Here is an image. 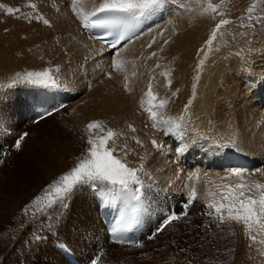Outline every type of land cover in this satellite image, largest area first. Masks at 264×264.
<instances>
[{"label": "rangeland", "instance_id": "obj_1", "mask_svg": "<svg viewBox=\"0 0 264 264\" xmlns=\"http://www.w3.org/2000/svg\"><path fill=\"white\" fill-rule=\"evenodd\" d=\"M173 1H177V0H173ZM190 1H192L193 3L200 1L199 3L203 7V13L206 15L205 16L206 20L208 19L207 24L209 25L210 28H212V27L214 28L215 25L217 23H219L220 19H222V18L223 19H229L231 21L230 24L222 26V28L218 31L216 39L213 41V44L211 45V47L214 48L213 50H215V51L214 52H213V50H210V51L217 55L216 56L215 54H213L215 57V60H213V62L216 61L217 64L219 63L218 66H220V67L224 66L222 68H226L227 62H228L227 68L230 64L232 66L230 65L228 70H227V68L226 69L221 68L223 71H221V69L219 70L220 73H218L219 74L218 79H220V80L225 79V81L223 80V82H221L222 80L220 81L218 79H217L218 81H215L218 86L220 85L219 88H218V86H216V87L214 86V89L212 91H211V88H209V90L206 89V90H208V93L206 94L207 97L206 96L201 97L202 101L204 103V106H205V109L202 110V113L198 109L199 101H197V100L195 101V97H193V89H192V87L190 88V86H191L192 82H194V81H195V83H199L195 80L197 77V74H198L196 67H197L199 61L204 57V55L200 58V60H198V62L196 60V67H195L196 70L193 69L192 74L188 75L187 83H183V84H179L177 78H175L176 80L174 78H172L175 76V73H173L174 75H172L173 71H171V69L169 68V64H170L171 59L167 58L166 54H164L165 51L160 50V49H162V47L164 50L165 46H164L163 42H162L163 45L160 42L156 46V53L158 52V55H160V53H161L162 56L160 55V58H158V56H155L154 57V58H156L155 60H152L153 57L150 60V61H153L155 63H152L149 61V59H146L145 54H147V57H148V55H150V53H152V51L155 52V50H154L155 48L153 47L154 48L153 49L151 47V50L153 49L152 51L149 50L150 48L145 49L146 52L148 50H149V52L146 53L144 50L143 51L144 54H143V52H141L136 57H130V59L127 57H125L126 59L124 57H122L121 59L126 61V62L129 59L128 63H126L127 65L125 64L123 66V69H124L123 71L115 70L112 67V62L114 60H112L111 63H108L107 66L104 67V69H101L100 66L98 68V65L96 63L91 62L90 60H86L87 55H85L86 57L80 56L81 57L80 58L78 56L75 57L76 55L75 54L73 55L74 52L70 53V52L66 51L67 50L66 46H68V45L65 41L66 37H65V32H64L63 26H62V24H58L55 22V20H56L55 17L56 18L60 17L58 15L59 8L58 7L55 8L56 5L54 6V8L52 10L55 13V15L53 17H51L52 18L51 20L49 19V22L52 26L51 27L48 26V28H49L48 30H49V33L51 34V36H49V38H47V43H48L50 38H52V40L50 39V41H49L50 43H48V44L45 42L46 44L44 43V47H42V49H41L43 52L40 51V55L37 57V59L35 58V60H32V62H34V61L36 62L38 60L40 63H42V65H44V67L42 69L36 70V68H34L33 64H31L32 67H30V66L28 67L29 64L27 65L25 63L26 60L24 57H23V61L20 60V59H22L21 58L22 54H20L19 51L13 52L12 46H10L11 43H9V45L8 44L6 45V42L8 43L9 41L1 40L0 45L2 46L4 44L2 46L3 49L1 48V50L4 52L6 51L5 56L12 59V61L14 62V65H15L14 70H11V71L8 70L7 71L10 75L3 77L4 79L2 78L3 80L1 79V81L4 84H8L7 82H9V84H11V82H12L11 86L16 87L14 89V93L18 97L16 96L17 98L16 97L12 98L10 96L11 92H7V93H3V94L1 93L2 95H0V141H1L0 148H3V154L0 155V160L4 158L3 156L5 155V152H6L5 150H7V151L10 150L8 152L6 158L4 159L3 163L4 164L9 163V162H7L8 161L7 158L14 159L15 160L14 164L17 163L16 164L17 167H15V165H13V167L15 169H17L18 171L20 169L26 170V168L24 167V164H23L25 161H24V158L22 155L24 153L22 151L26 152L27 149L31 153L37 154L39 156H43L44 154L49 153V151H52V153L55 155L56 149L61 148L62 151L67 150V152H70L72 154L73 158H75L73 160H77V161H78V158H80L86 154V149L89 147L88 144L86 145V142L89 138H87V140H83L82 135L83 136L85 135V137L87 135L92 136L93 138L98 137L97 134L99 136H101V135L97 131V129H95L94 131H96V132L93 131V133L84 132L82 130L83 124L79 123L80 121L76 122V120H75L74 122H71L69 117L71 114H74L72 107H73L74 103L75 102L77 103V101L82 99L85 94L92 92L91 90L94 87L93 81H96L99 77H101L102 82L106 81V79H107V81H109L108 80L109 74H111L112 72H113V74H112L113 76L111 75L112 77H114V75H115L114 73H116L117 77L120 75V77H118V78L120 79V81L124 85L126 83L125 77H127L130 72H131L130 75L127 77L128 78L127 82H129L130 80L132 81L135 78L137 72L138 71L142 72L143 68L146 70L149 69L148 71H150L151 74H152V72H154L152 74V79L154 80L156 78L154 81H156L157 79L159 80V81L157 80L155 83L153 82V90L152 91H153L154 95H156L157 99H159V100H161V97L162 98L164 97L163 99L169 98V100H168L169 102L167 103L169 105H166L163 109H157L156 110L155 120L159 121V122L160 121L171 122V121H174V117L176 116L175 122H176V120H177L176 123L180 122V126L177 130L170 131L167 136L164 134V129L165 128H171L172 127L171 123H158V127H156V128H154L152 126V130L154 131V134L149 133L148 135H146V137L152 138L154 140H156L157 137L158 138L161 136L163 137V140H162V137H161L160 141L157 140V143L162 145L163 148L154 149V151L156 153H159V155L157 154L158 156L155 155L156 153H152V154H154V155H151L153 157H151L150 155L149 156L146 155V156H148L146 158V156L144 155V154H147L145 152V150H146L145 146L149 147L148 146L149 142L146 140V141L142 142V145L137 144L135 141L139 140V139L133 140L132 136H131L132 134L135 135L136 132H138V135H140L139 133L140 132L142 133V131L144 129L142 128L143 130L140 129V131H138L139 122H138V125H136V124H134V122L130 118H127L128 120L130 119V121H128L126 119V121L124 123L120 124L119 127H117V129L114 132L117 133L118 136L115 137L113 141H110L111 144L109 142L110 146L115 147L117 149L116 154L121 155V156L123 155V152L120 151V149H122L124 145L128 146V148L131 150V154L129 156H127L126 159H127L128 164L132 167H139V165L141 163L140 158L143 157V155H144L143 158H146V160H148V161L151 160L152 163L154 162V165H153L150 161H149L150 163L149 162L147 163V161L143 160V163L145 164L144 165L145 166L144 172L146 173L148 171L147 173L149 174V176L144 174V172L140 173V180L142 181L143 186H144L142 189L143 198H142V204L140 205V207L137 208L138 211L136 212V216H138V217L142 213L145 215L143 218H148V219L150 218L151 219L153 217L154 223L153 224L152 223H148V224L145 223L144 224L145 229L143 227V229L138 230V233H136L134 238L129 239V241H131L132 247L131 246L126 247V245H128V243H123V241L120 239L114 240V239H110L108 236L106 238V234H105V230L103 228V225L101 223H98V221H100V220L98 218V212L97 211L95 212V209L97 208V206H96L95 202L93 201L94 200L93 194L90 191V188H88L87 186H82V187L78 188V190H76L73 193L71 199L68 202L69 207L67 209H61L57 205V207L46 208L43 211H39L37 208L32 207V202H33L34 198H36L38 196H40V197L44 196L45 195V189L47 188L46 185L52 184L57 179V177L55 178L54 173L52 174V172L50 170H45V173L48 175L49 179L48 180L43 179L44 174L42 173V169L39 166V168L34 171L35 163H34V165L31 164L32 158L30 156L29 161H27V166H28L27 169L28 168H30V169L27 171H29V172L34 171L36 174H38L40 176L42 181H45V182L41 183V186L38 189H36L37 186L34 184L33 181L26 182V183H25V181H23V182L18 183L17 175L16 176L11 175L12 177H14L13 182L16 181L18 184H24L25 186H27V191H29L30 196H33V198L32 199H31V197L29 198L28 203L26 202V204L23 206L22 212L20 213V215L18 214V220L17 221L22 222V224L20 223L21 226L16 228V229H12V230L8 229L7 231H0V264H9L7 262L5 263V261H7L6 258H7L8 253H16L17 251H15L13 249V247L16 244L20 243L21 241H23V243H24V244H22V246H23L22 251H20L18 255H15L16 257L13 258V261H11L12 263L10 262V264H48L49 260H52L51 264H54V263L55 264H61L59 261L60 259L58 260L56 256H54V258L52 256L54 251L57 252V250L53 247L54 245L52 243H57L58 241L59 242L61 241L63 243L65 242L64 244L61 242L60 243L70 247V249H72L73 252H75V253L78 252V257H80V259L83 263H87L88 261H92L94 258L99 257L100 259L98 261V264H113L114 263L113 261H116V257L118 256V254H121L122 251L123 252L126 251L124 253L123 257L126 259V262H130L129 264H146V263L147 264H171V263L172 264H264V229H261L259 224H255V225L253 224L249 229H246V227L244 225H242L243 222L225 220L222 223V222H220L218 217L215 215L214 210H210L207 208V204L209 202L218 201V200L222 201V192L224 191L222 186L224 184H230V185L234 186L235 184L240 183V182H236L237 177L236 176L235 177L234 176L229 177V173L226 174V173L222 172L221 170L224 171V169L219 168V166L215 162H214V164L209 163L208 165H206V167H203L202 165H198L197 158H201V157L204 158L205 157V155L203 153H200L199 151H197V155L195 156V158H192V156L190 155V153H191L190 148H192L193 151H195L196 147L193 145L195 140H197L198 142L199 141L200 142L205 141L206 145H207V143H209L208 144L209 146L207 145L209 149H213V148L218 147V150L221 154L223 152L229 153L231 150L237 151L239 143H241L240 141L238 142V139L242 140L240 138H243L244 140L247 141L250 138V131L251 130H254V131L260 130V129L264 130V122L262 123L261 121L260 122L256 121V120H258V117H256V116L259 113V108L257 107L258 109H256L255 111L249 112L248 109H246V107H245L246 106L245 96L248 98H249V96H252V95L257 96V95H260V93H262V91H264V82H262V81H264V79H263L264 78V71H261V70H264V64H263L264 63L263 62L264 61L263 60L264 59V0H187L188 3H190ZM0 2L2 5L4 4L3 1H0ZM30 3L37 4V6H38L37 12L40 11V14L43 13L42 9H40V8L41 7H47L46 6L47 2L46 3L42 2L44 4L43 5L41 2H37L36 0H30ZM209 3L217 8L216 12H213L210 9L208 11H205V9ZM40 5H41V7H40ZM253 5H255V7L253 8V12L251 14V19H249V14H248L247 10L249 7H251ZM8 6H10V5H5V7H7V8H8ZM5 7H3V8H5ZM3 8H0L1 12H2ZM30 10L32 11V9H30ZM56 13H57V16H56ZM3 20L4 19H1V23L4 22ZM54 24H56V25H54ZM241 25H243V26H241ZM52 27H53V29H52ZM54 30H56L55 31L56 33H54ZM50 31H52V32H50ZM55 38L57 40H60V41L58 42L57 40H55ZM56 42H58V43H56ZM33 43L32 42L30 43L31 46L33 45ZM57 44H60V45H57ZM64 44H65V47H64ZM55 45H57L58 47ZM28 46H29V44L26 46L28 49H26V47H25V50L28 51L27 53H30V54L33 53L29 50ZM59 46L62 48H60ZM65 48H66V50H65ZM59 49L61 50V52ZM9 50H11V51H9ZM37 50H39V49H37ZM260 50H261V52H260ZM160 51H162V52H160ZM206 51L209 52L208 49H206ZM37 52L38 51H36V53ZM58 52H60L61 54H59ZM211 52H209V54ZM15 53H17L18 55L16 54L17 56H15ZM12 54H14V55L12 56ZM230 54H231L232 59H233L232 61H231ZM256 54H257V57L255 56ZM207 56L208 57L206 58V60L204 62V64L205 65L207 64V65L205 66L203 64L205 69L207 68L208 65L210 67V55L207 54ZM63 57L65 58V60ZM140 57H142V59H140ZM259 57H261V59ZM16 58L17 59L19 58V59L16 60ZM131 58H133L134 60ZM164 58L168 59V61L165 62V60H163ZM228 58H229V60H228ZM138 59H139V61H138ZM253 59L256 61H253ZM66 60H67V62H66ZM161 60H163V62ZM38 61L36 63H39ZM160 61L163 65L160 63ZM236 61H238V62H236ZM148 62H150V63H148ZM234 62L236 63L237 67H235V64H233ZM254 62H255V64H253ZM259 62H261V63H259ZM63 63H65V64H63ZM74 63H76V64H74ZM147 63H148V66L146 65ZM157 64L159 66L161 65L162 67L161 66L156 67ZM247 64H248V66H247ZM137 65H138V68H137ZM143 65H144V67H143ZM85 66H89V67H85ZM132 66H133V68H132ZM152 66H153V68H152ZM203 66L199 70V72H200L199 73V80L203 75V73H202L203 70H205ZM254 66H255V68H254ZM256 66H258V67H256ZM134 67L136 69H134ZM165 67H167V69ZM220 67H218V68H220ZM231 67H232V69H231ZM234 67L236 69H239V70H236ZM250 67H252V69ZM57 68L59 69L58 72L55 71ZM130 68H132V69L129 71ZM154 68H156L157 70H155ZM45 69L50 70V74L52 76L56 77L57 83L59 85L58 87L65 88L67 90H65L63 92H55L56 95H58L60 97V100L58 99L57 102H53L51 104H46V103L42 104V107H43L42 110H44L45 113H47L49 111V107H53V108L55 107L52 110V115H46L48 118L42 119L40 121L31 120L33 117H39L40 115L38 114V108H36V106L29 105V101H28L29 98H27L28 93L39 94L42 90H41L40 85H34V84L27 83L26 80L24 79V77H25V74L28 72H40V70L43 71ZM107 69H109V70L107 72H105ZM133 69L135 72L133 71ZM229 69L231 71L232 70H234V71L229 72L230 71ZM76 70L78 73L76 72ZM160 70H161V72H160ZM172 70H174V68H172ZM240 70H241V73H240ZM251 70H252V72H251ZM237 71H239V72H237ZM258 71H259V73H258ZM99 72H100V74H99ZM140 72H138V75L140 74ZM169 72L171 74H169ZM162 73H167V75H162ZM234 73H237V76H236V74L233 75ZM238 73H240V75H238ZM257 73L258 74L261 73L262 75H257ZM94 74L98 78H96ZM102 74H104V75H102ZM122 74H123V76L121 78ZM157 74H159V75H157ZM229 74L235 80H233V78L229 77ZM250 74H251L252 78H251V76H249ZM75 75H76V77H75ZM91 75H93V76H91ZM116 75L114 77L115 79H117ZM170 75L172 77L169 78L168 76H170ZM190 75H192V76H190ZM83 76H84V78H81ZM157 76H159V77L162 76V77L157 78ZM165 76H167V77H165ZM255 76H258V77L255 78ZM77 77H80L81 79L80 78L78 79ZM104 77H105V80H104ZM8 78L10 81L8 80ZM253 78H255V79H253ZM173 79H174V81H173ZM227 79L228 80L232 79V81L235 85L234 88H231V90H229V88L226 87V84L228 81ZM249 79L251 81H249ZM169 80H171L170 83H169ZM253 80H256V81H253ZM1 81H0V83H1ZM18 81H20V82H18ZM234 81H236V82H234ZM22 82H23V84H25V86H21V89L18 90L19 87L15 86V85L18 83H22ZM157 82H158V84H157ZM167 82L169 84L174 83V84H171L173 87H171V85L169 87V84L167 86ZM250 82H252L253 84H251ZM257 82H259V83H257ZM189 83H190V85H188ZM236 83H237V85H236ZM254 83L257 85H255ZM157 85H158V87H157ZM175 85H176L175 93L178 94V95L176 94L177 96L172 95L174 93V90H175ZM243 86L249 88V91L251 89V91H250L251 93L249 91H246L245 96L243 94L239 95L240 94L239 92L241 91L239 87H241V89L243 90V88H244ZM255 86H257L256 87L257 89L254 88ZM32 87H34L33 91L31 89ZM177 87L179 88L180 91L181 90L182 91L179 92ZM26 88H30V89L27 90ZM169 88H171V89L173 88L172 89L173 93ZM247 88H246V90H248ZM218 89H220V90H218ZM22 90H25V91L23 92ZM38 90H39V92H38ZM233 90H234V92H232ZM235 90H238V92ZM88 91H90V92H88ZM224 91H227V92H224ZM190 92H191V94H190ZM22 93H24V94H22ZM157 93H159V97H158ZM166 93H167V97H166ZM18 94H21L22 100L20 99ZM168 94L169 95L171 94L172 98L168 97L169 96ZM216 94H217V96H219V99H221L222 95L224 96V97L223 96L222 97L225 99L219 100L218 98H216L217 97ZM45 97H49V96H45ZM45 97H44V99H45ZM85 98L88 99V96H85ZM170 98H171V100H170ZM239 98H240V100L237 102V99H239ZM157 99L155 100V102L153 101V104H158L159 100H157ZM190 99L192 100V103H191L192 106H190L188 108V110L185 112V105L188 104V101ZM210 100H212V104H210L211 103ZM223 100H224V102H223ZM170 101H172V102L170 103ZM63 104H67V106L64 108V106H62ZM207 104H208V106H206ZM209 104H210V106H209ZM230 104H232V105H230ZM148 105H149L148 103L145 104V109L147 107H150ZM211 105H212V107H211ZM217 106L219 107L218 109H217ZM230 106H233V107L231 108ZM220 108L223 112L220 110ZM241 108H243V109H241ZM56 109H59V110L57 111ZM24 110H27L28 113L26 112L23 114L22 112H25ZM210 110H211V112H210ZM218 110H220V112H222L223 115H221L222 113H219ZM232 110H234V111H232ZM176 111L180 112L181 115L178 113H175ZM191 111H192V114L194 113V116L188 115V113L191 114ZM196 111H197V113H196ZM227 112H228V114H227ZM234 112H235V114H234ZM182 113H183V115H182ZM206 114H208V115H206ZM236 114H238V115H236ZM185 115L187 117H185ZM227 115H229L230 117ZM243 115L247 116V118ZM22 116H23V118H22ZM28 116L30 118H28ZM147 116L152 121V122H150L151 125H153V119H151L149 115H147ZM189 116H190V118H189ZM192 116L195 119H193ZM219 116H221V117H219ZM224 116L228 117V119H227L228 121H230V119H231L230 122L233 123L234 126L230 125L231 123L229 122L230 123L229 124L226 120L227 117H224ZM186 118H188V119H186ZM217 118H218V121H217ZM244 118H246L247 120L245 119L246 120L245 121ZM220 119H221V121H220ZM194 120H196V121H194ZM224 120H225V122H224ZM241 120H243V121H241ZM189 121H190V123H189ZM197 121L199 122V124ZM201 121H202V124L200 125ZM254 121H256V122H254ZM192 122H193V125H192ZM213 122H216V123H214V125L210 126V124H212ZM181 123H182V125H181ZM223 123H224V125H223ZM226 123H228L230 126ZM206 124H208V125H206ZM242 124H243V126H242ZM245 124H246V128H245ZM128 125L131 126L132 128H134L136 132L131 131ZM186 125H187V127H186ZM203 125H205V126H203ZM251 125L253 127H251ZM182 126H184V129ZM190 126H193V128H191ZM209 126L211 127L210 129H209ZM102 127H104V126H102ZM194 127H195V129H194ZM196 127H197V129H196ZM199 127H200V129H199ZM223 127H224V129H223ZM232 127L234 130L232 129ZM254 127H255V129H254ZM207 128H208V131H206ZM241 128L245 132H243ZM212 129H213V131H212ZM231 129H232V131H231ZM180 130H182V132ZM196 130H197V132H195ZM198 131H200V132H198ZM220 131H222V132H220ZM185 132H187V133H185ZM216 132H217V134H216ZM233 132L235 135L237 134V132H240L241 134L238 133L236 135L237 136V138H236V136L233 134ZM24 133H27V136H25L24 140L21 141V150H17L14 147L15 142ZM143 133H144V131H143ZM175 133H177V136H181V138L184 141L180 142L177 140V143L173 142L172 136ZM181 133H184L185 136H182L183 134H181ZM218 133H220L221 136ZM93 134H94V136H93ZM129 134H131V135L129 136ZM198 134H200V136ZM202 134H204V136L206 138ZM226 134H228V135H226ZM230 134L234 135L235 137L230 136ZM186 135L190 136L188 138L189 140L186 138L187 137ZM209 135L212 138H210ZM213 135L215 136L216 139L218 138L219 142L214 139ZM217 135L220 137H218ZM222 135H226V136H222ZM208 136H209V138H207ZM127 137L130 138L131 140H129ZM198 137H200V139ZM226 137H227V139H229V138L230 139L232 138V139L231 140L225 139L227 141V143H226V141H224V138H226ZM247 137H249V138H247ZM233 138L237 139L236 142L238 143V145L233 143V141H232ZM4 139L7 141H5ZM205 139H207V140H205ZM236 139H234V140H236ZM208 140H210V141H208ZM213 140L215 142L220 143V145H217L218 143L215 144V142ZM190 141H191L192 145H191ZM197 141H196V144L198 143ZM228 141H230V142L232 141L231 145L233 147L232 146L231 147L234 148L235 147L234 145H236L235 148H237V149H235V148H234L235 150L231 149L230 144H229L230 142L228 143ZM212 142H213V144H212ZM168 144L174 153L173 155L171 154V151L170 152L165 151L166 149L170 150L168 148ZM184 144H185V147L189 146L188 150L184 153L185 156L183 155ZM186 145H188V146H186ZM133 146H134V148L135 147H137V148L134 149ZM164 146L166 149L164 148ZM211 147H213V148H211ZM178 148L180 149L179 151H178ZM239 149H242V147L239 146ZM163 151H164V153H162ZM165 152H168V153L165 154ZM132 154L134 156H132ZM137 154H140V155L138 156ZM168 154H170V155H168ZM56 155H57V157L62 158V155H58V154H56ZM167 156H168V158H167ZM135 157H136V159H135ZM154 157H155V159H154ZM149 158H151V159H149ZM160 159H162V160H160ZM169 159H171V160H169ZM20 161H21V163H19ZM165 161H166V164H165ZM156 162H159V164L164 163L163 165L166 168H164L163 165L160 164L161 166L160 165L159 166L162 169V171H159L158 169H160V168L157 166L158 163L155 164ZM170 163H172V164H170ZM148 164H149V167H151L149 169H148ZM150 164H151V166H150ZM1 165H2V163H0V168H1ZM37 165H40V164L37 163ZM67 165L68 164L66 163L65 167ZM62 166H64V164H62ZM69 166H67V170H68ZM153 166H155V168L156 167L157 168L155 169ZM261 166L263 167V170H262V174H263L264 166L263 165H261ZM6 167L7 168L5 171L0 169V176L10 175L9 167L8 166H6ZM65 167H59L58 174H60V172H65L66 171ZM187 167H189V168H187ZM145 168H146V170H145ZM152 168L155 170H153ZM55 170H54V172H55ZM156 170H158V171H156ZM27 171H26V173H28ZM150 171L155 172V173L158 172L160 174L157 173L158 175H155V173L152 174V172H150ZM170 171L174 172L175 175L173 173H171ZM245 171H248V170H245ZM176 173H178V174L176 175ZM203 173H209V175L205 176ZM222 173H223V175H222ZM51 174H52V176H51ZM142 174H143V177L148 176V178L151 175V177L149 178V179L152 178L150 180L151 182H147L149 180L147 179V181H146V179L142 177ZM161 174L163 177L159 176ZM167 174H169L171 176V181L168 179L169 176H167ZM210 174H213V175L211 176ZM60 175H62V173ZM144 175H146V176H144ZM194 175L196 178H198L197 183L195 180H193ZM155 176L158 178H156ZM248 176L250 177V179ZM222 177H229V178L227 180H224V179H222ZM164 178H166V179H164ZM153 179H154V182H157V179H158L159 180L158 183L161 182V184L158 185V183H153L152 182ZM167 179H168V181H167ZM242 179L246 185H252L254 183L264 184V177H258V176H254V175L250 176V174H249V175H244ZM162 181L165 185L162 183ZM47 182L50 184H47ZM165 182L167 183L168 186L166 185ZM180 182H182V183H180ZM184 183H185V185H184ZM43 184L45 187H43ZM150 184H151V187H150ZM180 184L184 185V190H181V191L179 190L180 193L178 191H176L178 194L175 191H172L175 187H177ZM172 185L173 186L176 185V186L173 187ZM149 187L152 189H150ZM40 188H41V190H40ZM42 188H43V190H42ZM192 188H195V190H196V198L192 201V203L189 205L188 209L186 210L187 214L184 215L185 209H184L183 205L185 204V202H187L186 199H187L190 191L192 190ZM157 190H159L160 193H159V191L157 192ZM170 190H171V192H173V194L170 192ZM154 191H155V193H154ZM167 191H169V192H167ZM150 192H152L151 193L152 195L150 194ZM164 192L168 195V197L166 196L164 198V196L161 195V193H164ZM145 193L147 194L146 197H145V195H146ZM148 193H149V195H148ZM156 193H158V194H156ZM34 195H36V196L34 197ZM176 195H178V196H176ZM158 196H160V197H158ZM154 198H156V199L154 200ZM148 199H151V200L149 201ZM114 201L115 200H113V201L111 200L110 212H115V213H117V216H118L119 211H116L115 207L113 206L116 202V201L115 202ZM151 201L152 202L154 201V202L152 203ZM174 202L176 203V205L173 206ZM223 202L226 203V201H223ZM130 203H131V205H135L137 202L133 201ZM78 205H79V207H77ZM169 205H172L173 208H168L167 210H165L166 212H164L163 209H166L167 207H169ZM40 207L43 208V204H41ZM55 209L57 210V214H53ZM162 210H163V212H162ZM50 212H51V214H50ZM172 212L179 215L180 219L170 222L169 224H167L163 228V230L157 232V228L162 223L163 218L167 214H170ZM58 215H60L59 219H57ZM224 215L226 216L227 213L225 212ZM22 217H24L23 220H22ZM91 218L92 219L94 218V219L92 220ZM94 220H95V222H94ZM118 220L121 221L120 219H118ZM124 220L129 221V219L127 217H125ZM136 220H137V218H136ZM28 221L29 222L32 221V223H34V224L36 222L41 226L40 227L39 225H36V226H30L29 227V232L27 233V236L29 237L30 243L36 242L35 244H29L28 245V242L26 241V239H20L19 238V233L24 228V226H22V225H25V223H27ZM137 222H138V220H137ZM233 223H234V225H233ZM260 223H264V220H261ZM220 224L228 226L229 230H230V232H229L230 237H234L233 238L234 244L232 245V251L231 250L230 251L227 250L228 252L226 251L227 255L229 254L227 256L228 258H226V259L222 258L223 260H220L219 256H216V257H218V259L211 258V257H205L204 258L203 254H199V248H198L199 245H197L196 247L192 248L189 251L187 250V252H186V250H183L182 247L181 246L179 247V244H177V247L175 246L176 248L174 247L171 250L170 246H172L175 239L178 238V232H183L182 233L183 236L181 238H178L179 240H181V242H184L183 237L184 236L186 237V235H189L188 238L202 237L204 240V238L208 237V235H206V234H212L213 232L219 230ZM123 225H124V223L121 221V223L118 225V227L119 226L125 227V225L124 226ZM256 226H257V228H256ZM137 227H138V223H137ZM242 227H243V229H242ZM250 229H251V232L249 231ZM61 230H63V231H61ZM199 230L201 231V234H202V232H205L206 234H202L200 236ZM206 230H207V232H206ZM220 230H219V234H221V238L227 237L226 231H224V230L220 231ZM239 230H241V231H239ZM143 232H145V233H143ZM247 232H248V234H247ZM233 233H235V234H233ZM67 235H69V236H67ZM54 236L58 241L57 240H54V241L51 240V241L47 242L46 238H50V237L53 238ZM150 236L152 237L151 239H149ZM242 236H243V239H242ZM37 237H41V239H37ZM252 237H256L255 240H253ZM107 239H109V240H107ZM237 239H239V240H237ZM255 243H257V244H255ZM137 245H140V246L137 247ZM165 245L168 248L165 247ZM186 246H188V245H186ZM173 249H175L176 251L179 250L178 252H180V251L181 252L179 254L177 252V255H175L174 254L175 251H173ZM184 249H187V248H185V246H184ZM244 249L246 250L247 253L245 252ZM252 249H254V250L257 249L256 254H255V251L253 250L255 255L253 254ZM181 253H184V254L182 255ZM200 255H202V256H200ZM214 255H216V254L214 253ZM47 256H49V257H47ZM59 257L62 258L61 255ZM113 257L115 260L113 259ZM199 257H202V259ZM14 259H15V261H14ZM118 259L119 258H117V260ZM198 259H200V260H198ZM168 261H170V262H168ZM200 261H202V262H200ZM212 261H214V262H212ZM115 264H122V261L118 260L115 262Z\"/></svg>", "mask_w": 264, "mask_h": 264}, {"label": "bare ground", "instance_id": "obj_2", "mask_svg": "<svg viewBox=\"0 0 264 264\" xmlns=\"http://www.w3.org/2000/svg\"><path fill=\"white\" fill-rule=\"evenodd\" d=\"M0 1H3V5H4V7H5V5H10L12 8H19L20 9V12H14L12 15H8L7 14V12H6V8L7 7H5V8H3L2 9V12H1V10H0V43H1V40H7V41H9L8 43L6 42V45L8 44L9 45V43H11V45L10 46H12V49H13V52L14 51H19L20 52V54H22V59H20V60H22L23 61V57L25 58V60H26V64L28 65V67L30 66V67H32L31 66V64H33V66H34V68H36V70L37 69H42L43 67H44V65H42V63H40L38 60V62L40 63H36L35 61L34 62H32V60H35V58L37 59V57L40 55V51L41 52H43L41 49H42V47H44V43L46 42L47 43V38H49V36H51V34L49 33V28H48V26H46V25H44L43 24V22L41 21V22H37L35 19H32V20H29L27 17H29V16H32V15H34V13L30 10L31 8H29V7H27V4H29L30 3V0H0ZM37 2H43V3H46L47 2V4H46V6L47 7H41V5H40V9H42V11H43V13L41 14L45 19H47V20H51L52 18L51 17H53L54 15H55V13L52 11L53 10V8H54V6L56 5V7L55 8H59V13H58V15L60 16V17H55V22L56 23H58V24H62V26H63V29H64V32H65V37H66V43H67V45L68 46H66V48H67V50H66V48H65V50L66 51H68V52H70V53H73V55L75 54L76 56L75 57H80V56H85V55H87V59L86 60H90L91 62H94V63H96L97 65H98V68H99V66H100V68L101 69H104V67L105 66H107V64L108 63H111V61L112 60H114L115 58L114 57H112V52H106L105 51V49L102 47V46H100V45H97V44H95L91 39H89L87 36H86V34L84 33V31H83V27L81 26V23H80V21L73 15V13H72V10H71V0H36ZM33 2V1H32ZM93 2H98V0H80V3L83 5V7H84V10L85 11H90L91 10V7H92V4H93ZM192 1H190V3H188L187 2V0H177V1H173V0H168V3L166 4V6L164 7V9H162L160 12H158L156 15H153V19L152 20H149V18L147 19V20H144V22H145V24H146V26L142 29V31H141V33L140 34H138L132 41H130V42H128L127 44H125L123 47H121L120 49H118L119 50V54H121V56L122 57H127V58H129L130 59V57H136L138 54H140L141 52H143L145 49H148L147 47H146V45L150 42V41H152L153 40V38L155 39V43H153L152 44V48L155 50V52H156V46H157V44H159L160 42L162 43H164V50H163V47H162V51H165L164 52V54H166V56H167V58L168 59H171L170 60V64H169V68L171 69V71H173L172 72V75H174L173 73H175V76L174 77H172L171 75L170 76H168L169 78L170 77H172V78H177V80H178V83L179 84H183V83H187V81H188V75L189 74H192V72H193V69H195V67H196V60H197V62H198V60H200V58L204 55V53L203 52H200L199 53V55H198V50L199 49H201V48H205V42H206V40L208 39V37L210 36V34H211V30L213 29V27L212 28H210L209 27V25L207 24L208 22H207V20H206V15L203 13V7L201 6V4L199 3V2H192ZM40 3V4H41ZM42 3V4H43ZM0 4H1V2H0ZM39 4V3H38ZM2 5V4H1ZM37 5V4H36ZM44 5V4H43ZM10 6H8V7H10ZM38 7V6H37ZM39 9V10H40ZM58 10V9H57ZM38 13L40 14V11H38ZM56 16H57V13H56ZM1 19H4L3 21V23H1ZM54 19V18H53ZM213 21V20H212ZM54 25H56V24H54ZM52 26V25H51ZM58 28V27H57ZM52 29H53V27H52ZM56 30H54V33H56L55 32ZM50 32H52V31H50ZM58 32V31H57ZM161 33H162V35H161ZM50 34V35H49ZM53 34V33H52ZM62 35V34H61ZM64 36V35H63ZM23 37V38H22ZM55 37V36H54ZM62 37V36H61ZM51 40H52V38H50ZM50 39H49V41H50ZM65 39V38H64ZM54 40V39H53ZM55 40H57L56 38H55ZM48 41V43H50ZM58 42L60 41V40H57ZM165 41H167V43L165 44ZM3 42V41H2ZM33 43V45L31 46V44L30 43ZM58 42H56V43H58ZM45 43V44H46ZM47 43V44H48ZM163 43H162V45H163ZM29 44V50L31 51V52H33V53H27L28 51L27 50H25V47L27 46ZM52 44V43H51ZM4 45V44H3ZM2 45V46H3ZM57 45H60V44H57ZM57 45H55V46H57ZM1 46V45H0ZM2 46L0 47V81H1V79L3 78V77H6V76H8V75H10L7 71L8 70H14V62L12 61V59H10V58H8V57H6L5 55V53H6V51L4 52V51H2L1 50V48H2ZM54 46V47H55ZM159 46V45H158ZM53 47V46H52ZM58 47V46H57ZM60 47V46H59ZM64 47H65V44H64ZM160 47V48H161ZM6 48V47H5ZM11 48V47H10ZM60 48H62V47H60ZM3 49V48H2ZM7 49V48H6ZM26 49H28L27 47H26ZM37 49H39V50H37ZM54 49V48H53ZM64 49V48H63ZM152 49V50H153ZM207 48H205V50H206ZM214 48H212L211 47V50H213ZM57 50V49H56ZM60 50V49H59ZM149 50H151V48L149 49ZM149 50L147 51V52H149ZM151 50V51H152ZM161 50V49H160ZM9 51H11V50H9ZM29 51V52H30ZM36 51H38L37 53H36ZM52 51V50H51ZM58 51V50H57ZM150 51V52H151ZM162 51H160V52H162ZM215 50H213V52H214ZM22 52V53H21ZM60 52H61V50H60ZM60 52H58L59 54H61ZM145 52H146V50H145ZM146 52V53H147ZM152 52H154V51H152ZM208 52V51H207ZM209 52H211V51H209ZM209 52H208V55H210V67H209V65L207 66V68L205 69V67H204V69L205 70H203V75H202V77L200 78V80L198 81L199 83H195V81L194 82H192V84H191V86H190V88L192 87V89H193V84L195 83L196 84V89H195V95H194V97H195V101L197 100V101H199V106H198V109L201 111V113H202V110H204L205 109V106H204V103H203V101H202V96H206V94L208 93V90H209V88H211V91L214 89V86L216 87V86H218L217 84H216V82L215 81H218V80H220V79H218L219 77H218V73H220L219 72V70L222 68V67H224V66H222V67H220V66H218V64H217V62L215 61V62H213V60H215V57H214V55L213 54H215V53H210L209 54ZM260 52H261V50H260ZM18 53V52H17ZM17 53H15V56H17L18 54ZM229 53V52H228ZM17 54V55H16ZM118 54V55H119ZM143 54H144V52H143ZM151 54V53H150ZM260 54V53H259ZM263 54V53H262ZM261 54V55H262ZM9 55V54H8ZM14 54H12V56H13ZM65 55V54H64ZM146 55V57H147V54H145ZM160 55L162 56V54L160 53ZM160 55H158V52H157V56H158V58H160ZM216 55V54H215ZM11 56V57H12ZM20 56V55H19ZM62 56V55H61ZM69 56V55H68ZM144 56V55H143ZM149 56V55H148ZM217 56V55H216ZM230 56H231V54H230ZM256 57H257V54L255 55ZM260 56V55H259ZM44 57V56H43ZM208 57V56H207ZM228 57V56H227ZM234 57V56H233ZM254 57V56H253ZM20 58V57H19ZM18 58V59H19ZM42 58V57H41ZM64 58V57H63ZM62 58V59H63ZM67 58V57H66ZM81 58V57H80ZM123 58V59H124ZM138 58V57H137ZM144 58V57H143ZM154 58V57H153ZM152 58V60H155L156 58H154L153 59ZM225 58V57H224ZM236 58V57H235ZM241 58V57H240ZM260 59H261V57H259ZM15 59V58H14ZM17 58H16V60H18ZM61 59V60H62ZM68 59V58H67ZM126 59V58H125ZM129 59L127 60V63H128V61H129ZM131 59H133V58H131ZM140 59H142V57H140ZM162 59V58H161ZM168 59H166V58H164L163 60H165V62H167L168 61ZM212 59V60H211ZM221 59V58H220ZM256 59V58H255ZM263 59V58H262ZM15 60V61H16ZM64 60H65V58H64ZM69 60V59H68ZM71 60V59H70ZM81 60V59H80ZM134 60V59H133ZM151 59H149V61H150ZM160 60V59H159ZM163 60H161L162 62H163ZM226 60V59H225ZM228 60H229V58H228ZM233 59H232V56H231V61H232ZM249 60V59H248ZM252 60V59H251ZM257 60V59H256ZM256 60H254L253 59V61H256ZM264 60V59H263ZM262 60V61H263ZM21 61V62H22ZM84 61V60H83ZM137 61V60H136ZM138 61H139V59H138ZM161 61H160V63H161ZM209 61V60H208ZM61 62V61H60ZM66 62H67V60H66ZM132 62V61H131ZM130 62V63H131ZM141 62V61H140ZM150 62H152V63H155V62H153V61H150ZM150 62H148V63H150ZM236 62H238V61H236ZM240 62V61H239ZM264 62V61H263ZM23 63V62H22ZM58 63V62H57ZM70 63V62H69ZM85 63V62H84ZM88 63V62H87ZM129 63V64H130ZM148 63L146 64L147 66H148ZM157 63V62H156ZM251 63V62H250ZM249 63V64H250ZM259 63H261V62H259ZM24 64V63H23ZM44 64V63H43ZM59 64V63H58ZM63 64H65V63H63ZM74 64H76V63H74ZM142 64V63H141ZM145 64V63H144ZM162 64V63H161ZM165 64V63H164ZM227 65H228V62L226 63ZM233 64H235V67H237V65H236V63L234 62ZM253 64H255V62L253 63ZM264 64V63H263ZM69 65V64H68ZM127 65V64H126ZM134 65V64H133ZM139 65V64H138ZM138 65H137V68H138ZM158 65V64H157ZM163 65V64H162ZM205 65V64H204ZM207 65V64H206ZM205 65V66H206ZM227 65H226V68H227ZM231 65V64H230ZM229 65V66H230ZM245 65V64H244ZM77 66V65H76ZM96 66V65H95ZM140 66V65H139ZM151 66V65H150ZM161 66V65H160ZM159 66V67H160ZM165 66V65H164ZM229 66H228V68H229ZM232 66V65H231ZM240 66V65H239ZM247 66H248V64H247ZM253 66V65H252ZM260 66V65H259ZM27 67V66H26ZM85 67H89V66H85ZM142 67V66H141ZM143 67H144V65H143ZM142 67V68H143ZM157 67V66H156ZM162 67V66H161ZM168 67V66H167ZM167 67H165L166 69H167ZM218 67H220V68H218ZM234 67V68H235ZM256 67H258V66H256ZM33 68V69H34ZM65 68V67H64ZM132 68H133V66H132ZM132 68H130L129 69V71L132 69ZM147 68V67H146ZM150 68V67H149ZM152 68H153V66H152ZM151 68V69H152ZM168 68V69H169ZM172 68H174V70H172ZM197 68V67H196ZM226 68H222V69H226ZM228 68H227V70H228ZM241 68V67H240ZM248 68V67H247ZM251 69H252V67H250ZM254 68H255V66H254ZM134 69H136L135 67H134ZM134 69H133V71H134ZM150 69V70H151ZM155 70H157L156 68H154ZM159 69V68H158ZM165 69V70H166ZM221 69V71H223ZM231 69H232V67H231ZM236 69V68H235ZM242 69V68H241ZM35 70V69H34ZM86 70V69H85ZM109 69H107L105 72H107ZM124 70V69H123ZM138 70V69H137ZM142 70V69H141ZM144 70V71H143ZM143 70H142V72H140V71H138V72H140V74L138 75V72H137V74H136V76H135V78L131 81H129V82H127L128 83V87H129V89H130V91H126L125 90V88H124V84L120 81V79L118 78V77H120V75L117 77V75H116V73H114L115 75H116V77H117V79H115L114 77H115V75H114V77H112L113 75V72L111 73V79L109 78L108 80L109 81H107V79H106V81H104V82H102V79H101V77H97L95 74V77L96 78H98L96 81H93L94 82V87H93V89L91 90L92 92H90V91H88V92H90V93H88V94H85L84 96H83V98L82 99H78L79 101H77V103L75 104L74 103V105H73V112H74V114H71L70 115V117H69V119H70V121L71 122H74L75 120H76V122H78V121H80L79 123H82L83 125V128H82V130L84 131V132H88L89 133V131H88V129H87V124L88 123H90V122H93V121H98V122H100V124L102 125V126H104V127H101V129H97V131L100 133V135H103V134H106V132L108 131V130H112V131H115L116 129H117V127H119V125L120 124H122V123H124L125 121H126V119L127 118H130V119H132V121L134 122V124H136V125H138V122H139V126H138V131H140V129L141 130H143L144 131V133H143V131H142V133L144 134H142L141 132L139 133L140 135H138V132H136V134L134 135V134H129V136L131 135L132 136V139L134 140V139H139L141 142H144V141H148L149 142V144H148V146L149 147H147V146H145V148H146V150H145V152L147 153V154H144L145 156L146 155H154V154H152V153H156L155 151H154V149H157V148H154L153 146H152V144H151V141L152 140H154V139H152V138H149V137H146V135H148L149 133L150 134H154V131L152 130V125H151V123L150 122H152L149 118H148V116L147 115H149V112L148 111H146L145 110V107H141V101L143 100L144 102H145V104L146 103H148L147 102V97H146V92L148 91V87H149V83L151 82V85H152V90H153V82L155 83L156 81H154L153 79H152V74L154 73V72H152V74L150 73V71H148L149 69H144L143 68ZM153 70V69H152ZM151 70V71H152ZM162 70V69H161ZM161 70H160V72H161ZM164 70V69H163ZM196 70V69H195ZM230 70V69H229ZM236 70H239V69H236ZM39 71V70H38ZM41 71V70H40ZM44 71V70H43ZM127 71V70H126ZM132 71V72H133ZM170 71V70H169ZM234 70H230L229 72H233ZM246 71V70H245ZM244 71V72H245ZM261 71H264V70H261ZM260 71V72H261ZM76 72H77V70H76ZM80 72V71H79ZM95 72V71H94ZM110 72V71H109ZM135 72V71H134ZM159 72V71H158ZM227 72V71H226ZM237 72H239V71H237ZM251 72H252V70H251ZM78 73V72H77ZM87 73V72H86ZM92 73V72H91ZM97 73V72H96ZM126 73V72H125ZM131 73V72H130ZM130 73H129V75H130ZM156 73V72H155ZM200 73V72H199ZM240 73H241V70H240ZM240 73H238V75H240ZM258 73H259V71H258ZM257 73V75H262L261 73L260 74H258ZM80 74V73H79ZM99 74H100V72H99ZM167 74V73H166ZM169 74H171L170 72H169ZM224 74V73H223ZM236 74V76H237V73H234L233 75H235ZM249 74V73H248ZM253 74V73H252ZM102 75H104V74H102ZM125 75V74H124ZM128 75V76H129ZM155 75V74H154ZM157 75H159V74H157ZM226 75V74H225ZM254 75V74H253ZM82 76V75H81ZM89 76V75H88ZM91 76H93V75H91ZM122 76H123V74L121 75V78H122ZM127 76V77H128ZM190 76H192V75H190ZM194 76V75H193ZM244 76V75H243ZM249 76H251V74L249 75ZM75 77H76V75H75ZM159 76H157V78H158ZM162 77V76H161ZM161 77H159V78H161ZM165 77H167V76H165ZM229 77H231L230 76V74H229ZM256 77H258V76H255V78ZM78 79L80 78V77H77ZM81 78H84V76L83 77H81ZM80 78V79H81ZM114 78V79H113ZM223 78V77H222ZM231 78H233V77H231ZM241 78V77H240ZM251 78H252V76H251ZM255 78H253V79H255ZM4 79V78H3ZM2 79V80H3ZM130 79V78H129ZM164 79V78H163ZM174 79H173V81H174ZM218 79V80H217ZM259 79V78H258ZM264 79V78H263ZM8 80H9V78H8ZM89 80V79H88ZM104 80H105V77H104ZM153 80V81H152ZM168 80V79H167ZM176 80V79H175ZM196 80V79H195ZM222 80V79H221ZM220 80V81H221ZM224 81H225V79H223ZM223 80L221 81V82H223ZM228 80V79H227ZM233 80H235L234 78H233ZM10 81V80H9ZM23 81V80H22ZM101 81V82H100ZM159 81V80H158ZM170 82H171V80H169ZM191 81V80H190ZM237 81V80H236ZM236 81H234V82H236ZM240 81V80H239ZM249 81H251L250 79H249ZM253 81H256V80H253ZM258 81V80H257ZM5 82V81H4ZM18 82H20V81H18ZM92 82V83H93ZM161 82V81H160ZM166 82V81H165ZM177 82V81H176ZM242 82V81H241ZM248 82V81H247ZM262 82H264V81H262ZM8 84H4L2 81H1V83H0V95H2L3 93H7V92H11V97L13 98V97H16L17 95H15V93H14V89L16 88V87H13V86H11V84H12V82H11V84H9V82H7ZM23 83V82H22ZM226 83V82H225ZM224 83V84H225ZM238 83V82H237ZM237 83H236V85H237ZM251 84H253L252 82H250ZM257 83H259V82H257ZM4 84V85H3ZM157 84H158V82H157ZM168 82H167V86H168ZM171 84H174V83H171ZM171 84H169V87H170V85ZM216 84V85H215ZM221 84V83H220ZM249 84V83H248ZM255 84V83H254ZM162 85V84H161ZM187 85V84H186ZM188 85H190V83L188 84ZM206 85V86H205ZM239 85V84H238ZM245 85V84H244ZM247 85V84H246ZM255 85H257V84H255ZM183 86V85H182ZM234 83H233V81H232V79L231 80H228L227 81V84H226V87L227 88H229V90H231V88H234ZM240 86V85H239ZM251 86V85H250ZM157 87H158V85H157ZM163 87V86H162ZM171 87H173L172 85H171ZM180 87V86H179ZM188 87V86H187ZM220 87V85L218 86V88ZM244 87V86H243ZM249 87V86H248ZM257 86H255L254 88H256ZM168 88V87H167ZM178 88V87H177ZM189 88V87H188ZM189 88V89H190ZM236 88V87H235ZM240 88V94L239 95H244L245 96V93H246V91H249V88H247V87H244L243 88V90L241 89V87H239ZM238 88V89H239ZM246 88L248 89V90H246ZM251 88V87H250ZM260 88V87H259ZM19 89H21V87H19L18 88V90ZM27 90L28 89H30V88H26ZM171 91H172V89L171 88H169ZM206 89H208V90H206ZM237 89V88H236ZM257 89V88H256ZM261 89V88H260ZM17 90V91H18ZM81 90V89H80ZM168 90V89H167ZM188 90V89H187ZM218 90H220V89H218ZM253 90V89H252ZM23 92L25 91V90H22ZM158 91V90H157ZM175 91H176V85H175V90H174V93H175ZM178 91L179 92H181L180 90H179V88H178ZM216 91V90H215ZM235 91H237L238 92V90H235ZM250 91H251V89H250ZM249 91V92H250ZM257 91V90H256ZM260 91V90H259ZM28 92V91H27ZM214 92V91H213ZM224 92H227V91H224ZM229 92V91H228ZM232 92H234V90L232 91ZM2 93V94H1ZM17 93V92H16ZM172 93H173V91H172ZM216 93V92H215ZM251 93V92H250ZM259 93V92H258ZM22 94H24V93H22ZM33 94H35V93H33ZM33 94H31V93H28V96H27V98H29V96H32ZM158 94V97H159V93H157ZM163 94V93H162ZM190 94H191V92H190ZM235 94V93H234ZM238 94V93H237ZM248 94V93H247ZM246 94V95H247ZM254 94V93H253ZM19 95V97H20V99L22 100V96H21V94H18ZM169 95V94H168ZM178 95V94H177ZM176 95V96H177ZM250 95V94H249ZM9 96V97H10ZM85 96H88V99L87 98H85ZM216 96H217V94H216ZM223 96V95H222ZM221 96V99H225V98H223ZM10 97V98H11ZM18 97V96H17ZM16 97V98H17ZM161 97V96H160ZM166 97H167V93H166ZM168 97H171V94L168 96ZM207 97V96H206ZM209 97V96H208ZM3 98V97H2ZM5 98V97H4ZM15 98V99H16ZM164 98V97H163ZM162 97H161V99H163ZM172 98V97H171ZM171 98H170V100H171ZM212 98V97H211ZM216 98H218L219 99V96H217ZM227 98V97H226ZM242 98V97H241ZM263 98H264V91H262V93H260V95H252V96H249V98L248 97H246L245 96V100H246V109H248V111L249 112H252V111H255L256 109H258L259 108V113L257 114V116L256 117H258V120H256V121H258V122H264V104H263V102H262V100H263ZM6 99V98H5ZM19 99V98H18ZM167 99V98H166ZM221 99H219V100H221ZM236 99V98H235ZM8 100V99H7ZM14 100V99H13ZM12 100V101H13ZM57 100L58 99H53V96H49V97H45V99L44 98H40V103H41V105H40V107H38V109H42L43 107H42V104L43 103H46V104H51V103H53V102H57ZM157 100H159V99H157ZM167 100H169V98L167 99ZM208 100V99H207ZM214 100V99H213ZM227 100V99H226ZM234 100V99H233ZM240 100V98L239 99H237V102ZM28 101L30 102V100L28 99ZM211 101V103L210 104H212V100H210ZM229 101V100H228ZM227 101V102H228ZM10 102V101H9ZM155 102V101H154ZM169 102V101H168ZM172 101H170V103H171ZM194 102V101H193ZM218 102V101H217ZM221 102V101H220ZM223 102H224V100H223ZM15 103V102H14ZM22 103V102H21ZM159 103V102H158ZM208 103V102H207ZM230 103V102H229ZM210 104H209V106H210ZM217 104V103H216ZM221 104V103H220ZM233 104V103H232ZM232 104H230V105H232ZM13 105V104H12ZM54 105V104H53ZM167 105H169V104H167ZM229 105V104H228ZM243 105V104H242ZM148 106H150V105H148ZM190 106H192V105H190ZM206 106H208V104L206 105ZM241 106V105H240ZM22 107V106H21ZM211 107H212V105H211ZM216 107V106H215ZM227 107V106H226ZM231 108L233 107V106H230ZM237 107V106H236ZM258 107V108H257ZM148 108V107H147ZM219 107L217 106V109H218ZM183 109V108H182ZM237 109V108H236ZM241 109H243V108H241ZM214 110V109H213ZM220 110H221V108H220ZM220 110H218L219 111V113H222V112H220ZM9 111V110H8ZM25 112H22L23 114L24 113H28V111L27 110H24ZM31 111V110H30ZM29 111V112H30ZM178 111V110H177ZM175 112V113H178V114H180V112ZM232 111H234V110H232ZM35 112V111H34ZM184 112V111H183ZM210 112H211V110H210ZM5 113V112H4ZM196 113H197V111H196ZM232 113V112H231ZM210 114V113H209ZM227 114H228V112H227ZM234 114H235V112H234ZM233 114V115H234ZM239 114V113H238ZM238 114H236V115H238ZM19 115V114H18ZM22 115V114H21ZM177 115V114H176ZM181 115V114H180ZM182 115H183V113H182ZM188 115H193L194 116V113L192 114V111H191V114H189L188 113ZM196 115V114H195ZM206 115H208V114H206ZM205 115V116H206ZM214 115V114H213ZM221 115H223V113L221 114ZM225 115V114H224ZM230 115V114H229ZM229 115H227V116H229ZM241 115V114H240ZM179 116V115H178ZM192 116V118L193 119H195L194 117ZM203 116V115H202ZM227 116H224V117H227ZM243 116H245V115H243ZM251 116V115H250ZM176 117V116H175ZM174 117V121H175V118ZM183 117V116H182ZM185 117H187L186 115H185ZM196 117V116H195ZM214 117V116H213ZM212 117V118H213ZM219 117H221V116H219ZM230 117V116H229ZM246 118H247V116H245ZM22 118H23V116H22ZM181 118V117H180ZM184 118V117H183ZM189 118H190V116H189ZM204 118V117H203ZM202 118V119H203ZM238 118V117H237ZM236 118V119H237ZM246 118H244V120L246 119ZM130 119L128 120V121H130ZM185 119V118H184ZM186 119H188V118H186ZM199 119V118H198ZM214 119V118H213ZM228 119V117L226 118V120ZM233 119V118H232ZM256 119V118H255ZM159 120V119H158ZM181 120V119H180ZM200 120V119H199ZM215 120V119H214ZM223 120V119H222ZM234 120V119H233ZM240 120V119H239ZM247 120V119H246ZM245 120V121H246ZM250 120V119H249ZM19 121V120H18ZM182 121V120H181ZM184 121V120H183ZM192 121V120H191ZM194 121H196V120H194ZM217 121H218V118H217ZM220 121H221V119H220ZM230 121H231V119H230ZM230 121H228L227 120V122L229 123ZM235 121V120H234ZM238 121V120H237ZM241 121H243V120H241ZM252 121V120H251ZM256 121H254V122H256ZM132 122V123H133ZM157 122H159V121H157ZM176 122H177V120H176ZM179 122V121H178ZM198 122V121H197ZM196 122V123H197ZM204 122V121H203ZM224 122H225V120H224ZM253 122V121H252ZM251 122V123H252ZM17 123V122H16ZM128 123V122H127ZM189 123H190V121H189ZM206 123V122H205ZM214 123H216V122H213L212 124H210V126H212V125H214ZM228 123H226V124H228ZM231 123V122H230ZM229 123V124H230ZM249 123V122H248ZM179 124V126H180V122L178 123ZM184 124V123H183ZM198 124H199V122H198ZM202 124V121H201V123H200V125ZM228 124V125H229ZM235 124V123H234ZM255 124V123H254ZM18 125V124H17ZM23 125V124H22ZM181 125H182V123H181ZM185 125V124H184ZM192 125H193V122H192ZM206 125H208V124H206ZM223 125H224V123H223ZM222 125V126H223ZM227 125V126H228ZM230 125H233V123H231ZM229 125V126H230ZM236 125V124H235ZM249 125V124H248ZM247 125V126H248ZM123 126V125H122ZM129 126V125H128ZM203 126H205V125H203ZM209 126V129L211 128ZM217 126V125H216ZM234 126V125H233ZM241 126V125H240ZM242 126H243V124H242ZM183 127V129H184V126H182ZM186 127H187V125H186ZM191 128H193V126H190ZM215 127V126H214ZM251 127H253L252 125H251ZM256 127V126H255ZM255 127H254V129H255ZM81 128V127H80ZM123 128V127H122ZM125 128V127H124ZM128 128V127H127ZM143 128V129H142ZM181 128V127H180ZM190 128V129H191ZM203 128V127H202ZM243 128V127H242ZM241 128V129H242ZM245 128H246V124H245ZM249 128V127H248ZM194 129H195V127H194ZM196 129H197V127H196ZM199 129H200V127H199ZM198 129V130H199ZM216 129V128H215ZM223 129H224V127H223ZM226 129V128H225ZM230 129V128H229ZM232 129H233V127H232ZM232 129H231V131H232ZM244 129V128H243ZM242 129V131L243 132H245L244 130ZM75 130V129H74ZM120 130V129H119ZM137 130V129H136ZM222 130V129H221ZM234 130V129H233ZM236 130V129H235ZM94 131V130H93ZM93 131L91 132V133H93ZM181 132H182V130H180ZM190 131V130H189ZM188 131V132H189ZM201 131V130H200ZM200 131H198V132H200ZM206 131H208V128H207V130ZM212 131H213V129H212ZM229 131V130H228ZM227 131V132H228ZM241 131V130H240ZM94 132H96V131H94ZM184 132V131H183ZM191 132V131H190ZM195 132H197V130L195 131ZM205 132V131H204ZM211 132V131H210ZM220 132H222V131H220ZM236 132V131H235ZM247 132V131H246ZM128 133V132H127ZM185 133H187V132H185ZM202 133V132H201ZM208 133V132H207ZM229 133V132H228ZM238 133H240V132H237V134ZM96 134V133H95ZM142 134V135H141ZM181 134H183L182 136H185L184 135V133H181ZM193 134V133H192ZM191 134V135H192ZM196 134V133H195ZM194 134V135H195ZM205 134V133H204ZM204 134H202L203 136H204ZM209 134V133H208ZM214 134V133H213ZM216 134H217V132H216ZM215 134V135H216ZM219 135H220V133H218ZM232 134V133H231ZM230 134V136H234L235 134H234V132H233V134L234 135H231ZM236 134V135H237ZM241 134V133H240ZM239 134V135H240ZM193 135V136H194ZM199 136H200V134H198ZM226 135H228V134H226ZM226 135H222V136H226ZM235 135V136H236ZM244 135V134H243ZM93 136H94V134H93ZM96 136V135H95ZM97 136H99L98 134H97ZM128 136V137H129ZM167 136V135H166ZM187 136V135H186ZM210 136V135H209ZM209 136L207 137V138H209ZM214 136V135H213ZM218 136V135H217ZM221 136V135H220ZM220 136H218V137H220ZM229 136V137H230ZM234 136V137H235ZM245 136V135H244ZM247 136V135H246ZM249 136V135H248ZM82 139L83 140H87V138H89L90 136H86L85 137V135L83 136L82 135ZM127 137V138H128ZM162 137V136H161ZM161 137H157L156 138V141L158 140V141H160L161 140ZM165 137V136H164ZM190 136H187L186 138L188 139ZM205 137V136H204ZM197 138V137H196ZM195 138V139H196ZM199 139H200V137H198ZM206 138V137H205ZM210 138H212L211 136H210ZM236 138H237V136H236ZM236 138H233V140L232 141H234V143L235 144H237L238 145V143L236 142L237 141V139ZM240 138V137H239ZM246 138V137H245ZM247 138H249V137H247ZM129 140H131L130 138H128ZM214 139L215 140H217L218 141V138L216 139L215 138V136H214ZM225 139H227V137L226 138H224V141H226ZM230 139V138H229ZM229 139H227V140H229ZM232 139V138H231ZM230 139V140H231ZM234 139H236V140H234ZM240 139H242V140H239L238 139V142L240 141L241 143H239V146L240 147H242V149H239V146H238V149L237 148H235L236 147V145H234L235 147V149H237V151H230L229 153L228 152H226L224 155H221V153L219 152V150H218V147L217 148H213V147H211V148H213V149H209L208 148V144L209 143H207V145H206V143H205V141H197V140H195L194 141V146L196 147L195 148V151H193V149L192 148H190V151H191V153H190V155L192 156V158H195V156L197 155V151H199L200 153H203L204 155H205V157L203 158V157H201V158H197V163H198V165H202L203 167H206V165H208L209 163H211V164H214V162L219 166V168H221V169H224V171L223 170H221L222 172H224V173H226V174H228L229 172H230V170H232V169H242L243 171H244V175H249L250 174V176H258V177H264V171H263V174H262V170H263V167L261 166V165H263L264 166V130L263 129H260V130H251L250 131V138L246 141V140H244L243 138H240ZM5 140V139H4ZM128 140V141H129ZM162 140H163V137H162ZM189 140V139H188ZM205 140H207V139H205ZM212 140V139H211ZM5 141H7V140H5ZM170 141V140H169ZM168 141V142H169ZM184 141V140H183ZM187 141V140H186ZM196 141L198 142L197 144H196ZM208 141H210V140H208ZM214 141V140H213ZM232 141L230 142V141H228V143L230 144V147L232 146L231 144H232ZM131 142V141H130ZM215 142V141H214ZM219 142V141H218ZM218 142H215V144H217ZM4 143V142H3ZM190 143H191V141H190ZM222 143V142H221ZM226 143H227V141H226ZM0 144H1V141H0ZM110 144H111V142H110ZM186 144V143H185ZM185 144H184V146H183V155H184V153L188 150V145H186V146H188V147H185ZM211 144V143H210ZM212 144H213V142H212ZM228 144V145H229ZM242 146H241V145ZM86 145H87V142H86ZM191 145H192V143H191ZM217 145H220V143H218ZM216 145V146H217ZM222 145V144H221ZM226 145V144H225ZM227 145V146H228ZM233 147V146H232ZM231 147V149H234V148H232ZM24 148V147H23ZM133 148H134V146H133ZM137 147H135L134 149H136ZM163 148V147H162ZM164 148H165V146H164ZM168 148L170 149V150H168V149H166L165 151H171V154L173 155L174 153H173V151H172V149H171V147H169V144H168ZM181 148V147H180ZM133 149V150H134ZM234 149V150H235ZM21 150V149H20ZM140 150V149H139ZM153 150V151H152ZM6 152H5V155L3 156L4 158L3 159H1V160H3L4 161V159L6 158V156H7V154H8V152L10 151V150H5ZM15 151V150H14ZM136 151V150H135ZM141 151V150H140ZM157 151V150H156ZM24 154H22L23 155V158H24V167L26 168V170H24V169H20L19 171L17 170V169H15L14 167H13V165H15V167H17V163L16 164H14L15 163V160L14 159H10V158H7V162H9V163H2V165H1V168L0 169H2V170H6V166H8L9 167V172H10V175H7V176H5V175H2V176H0V231H7L8 229H10V230H12V229H16V228H18V227H20L21 225H20V223L22 224V222H18L17 220H18V214L20 215V213L22 212V208H23V206L26 204V202L28 203V200H29V198L31 197V199L33 198V196H30V193H29V191H27V186H25L24 184H18L19 182H23V181H25V183L26 182H31V181H33L34 182V184L37 186V188L36 189H38L40 186H41V183H43V182H45V181H42V179L40 178V176L38 175V174H36L34 171L36 170V169H38L39 168V166H40V168L42 169V173L44 174L43 175V179H45V180H48L49 179V177H48V175L45 173V170H50L51 172H52V174L54 173V175H55V178L57 177V179L59 178V176H60V174L62 173V174H64L66 171H68V170H70L72 167H74L75 166V164L78 162L77 160H73V159H75V158H73V156H72V154L70 153V152H67V150H63L62 151V149L61 148H58V149H56V154H58V155H62V158L61 157H57V155L55 154H53L52 153V151H49V153H47V154H44L43 156H39V155H37V154H34V153H31V152H29L28 151V149H27V151L25 152V151H22ZM144 152V151H143ZM181 152V151H180ZM52 153V154H51ZM151 153V154H150ZM162 153H164V151L162 152ZM166 153H168V152H165V154ZM17 154V153H16ZM135 154V153H134ZM159 155V153H156L155 155ZM164 154V155H165ZM1 155V154H0ZM138 156L140 155V154H137ZM144 155H143V157H144ZM157 155V156H158ZM161 155V154H160ZM168 155H170V154H168ZM30 156H31V158H32V160H31V164L32 165H34V163H35V167H34V171H31V172H29V171H27V170H29L30 168H28L27 169V161H29V158H30ZM132 156H134L133 154H132ZM136 156V155H135ZM148 156H146V158L148 157ZM162 156V155H161ZM185 156V155H184ZM151 157H153V156H151ZM164 157V156H163ZM146 158H144V160L145 161H147V163L150 161L151 162V160H146ZM167 158H168V156H167ZM135 159H136V157H135ZM149 159H151V158H149ZM154 159H155V157H154ZM165 159V158H164ZM163 159V160H164ZM67 160V161H66ZM158 160V159H157ZM160 160H162V159H160ZM169 160H171V159H169ZM144 161V162H145ZM156 161V160H155ZM159 161V160H158ZM168 161V160H167ZM176 161V160H175ZM149 162V163H150ZM160 162V161H159ZM159 162H156L155 164H157L158 163V167L160 168V166L161 165H163L164 163H160L159 164ZM162 162V161H161ZM164 162V161H163ZM19 163H21V161L19 162ZM30 163V162H29ZM37 163H39L40 165H37ZM68 164L67 166H69V168H68V170H67V166L65 167V164ZM146 163V164H147ZM152 163V162H151ZM168 163V162H167ZM249 163V167H245V165L246 164H248ZM62 164H64V166H62ZM153 165H154V162L152 163ZM165 164H166V161H165ZM169 164V163H168ZM170 164H172V163H170ZM251 164H252V166H251ZM30 165V164H29ZM31 165V166H32ZM145 165V164H144ZM160 165V166H159ZM150 166H151V164H150ZM169 166V165H168ZM172 166V165H171ZM23 167V168H24ZM30 167V166H29ZM59 167H65V169H66V171L65 172H60V174H58V169H59ZM145 167V166H144ZM154 168H155V166H153ZM163 167H164V165H163ZM162 167V168H163ZM149 168H151V167H149V164H148V169ZM157 168V167H156ZM155 168V169H156ZM164 168H166V167H164ZM176 168V167H175ZM262 168V169H261ZM56 169V170H55ZM147 169V170H148ZM153 169V168H152ZM155 169H153V170H155ZM161 169V168H160ZM160 169H158L159 171H162V169L160 170ZM171 169V168H170ZM54 170H55V172H54ZM145 170H146V168H145ZM158 170H156V171H158ZM167 170V169H166ZM165 170V171H166ZM245 170H248V171H245ZM26 171L28 172V173H26ZM173 171V170H172ZM148 172V171H147ZM146 172V175H148L149 176V174ZM150 172H152V171H150ZM171 172V171H170ZM8 173V172H7ZM153 173H155V172H152V174ZM158 173V172H157ZM155 173V175H158V174H160V173ZM166 173V172H165ZM164 173V174H165ZM171 173H173L174 174V172H171ZM52 174H51V176H52ZM144 174H145V172H144ZM151 174V173H150ZM163 174V173H162ZM162 174L161 175H159L160 177L162 176ZM172 174V175H173ZM177 174V173H176ZM205 176H208L209 175V173H203ZM219 174V173H218ZM11 175H17V179H18V183L15 181V182H13V180H14V177H12ZM140 175V174H139ZM146 175H144V176H146ZM175 175V174H174ZM173 175V176H174ZM211 176L213 175V174H210ZM222 175H223V173H222ZM148 176L147 177H143V174H142V177L143 178H145L146 179V181H147V179L149 180V181H147V182H151L150 180L152 179H149L150 177H151V175H150V177L148 178ZM167 176H169V180L171 181V176L169 175V174H167ZM216 176V175H215ZM221 176V175H220ZM153 177V176H152ZM156 177V176H155ZM163 177V176H162ZM179 177V176H178ZM235 177V176H234ZM246 177V176H245ZM249 177V176H248ZM154 178V177H153ZM156 178H158V177H156ZM257 178V177H256ZM164 179H166V178H164ZM168 179H167V181H168ZM185 179V178H184ZM237 180H236V182H241V178L240 177H237L236 178ZM249 179H250V177H249ZM156 180V179H155ZM161 180V179H160ZM183 180V179H182ZM247 180V179H246ZM158 179H157V182H154V179H153V183H158ZM169 181V182H170ZM250 182V181H249ZM162 183H163V181H162ZM166 183V182H165ZM180 183H182V182H180ZM47 184H50V183H48L47 182ZM161 184V182H159L158 183V185H160ZM164 184V183H163ZM171 184V183H170ZM175 184V183H174ZM187 184V183H186ZM222 184V183H221ZM46 185V184H45ZM165 185V184H164ZM166 185H167V183H166ZM184 185H185V183H184ZM184 185L182 184H180V185H178L177 187H175V186H173V187H175L172 191H178L179 193H180V191L181 190H184ZM32 186V185H31ZM48 185H46V187H47ZM153 186V185H152ZM157 186V185H156ZM168 186V185H167ZM171 186V185H170ZM43 187H45L44 186V184H43ZM150 187H151V184H150ZM149 187V188H150ZM159 187V186H158ZM157 187V188H158ZM146 188V187H145ZM148 188V187H147ZM160 188V187H159ZM163 188V187H162ZM186 188V187H185ZM35 189V190H36ZM150 189H152V188H150ZM164 189V188H163ZM162 189V190H163ZM168 189V188H167ZM40 190H41V188H40ZM39 190V191H40ZM42 190H43V188H42ZM149 190V189H148ZM180 190V191H179ZM31 191V190H30ZM150 191V190H149ZM156 191V190H155ZM155 191H154V193H155ZM159 190H157V192H158ZM203 191V190H202ZM145 192V191H144ZM147 192V191H146ZM153 192V191H152ZM152 192H150V194L152 193ZM167 192H169V191H167ZM170 192H171V190H170ZM32 193V192H31ZM35 193V192H34ZM165 193V192H164ZM172 194H173V192H171ZM177 193V192H176ZM200 193V192H199ZM146 194V193H145ZM156 194H158V193H156ZM175 194V193H174ZM178 194V193H177ZM148 195H149V193H148ZM152 195V194H151ZM36 195H34V197H35ZM147 196V194L145 195V197ZM176 196H178V195H176ZM101 197V196H100ZM151 197V196H150ZM158 197H160V196H158ZM157 197V198H158ZM167 197H168V195H167ZM175 197V196H174ZM165 198V197H164ZM156 198H154V200H155ZM149 201L151 200V199H148ZM158 200V199H157ZM164 200V199H163ZM171 200V199H170ZM113 201V200H112ZM219 201V200H218ZM76 202V201H75ZM81 202V201H80ZM94 202H95V204H96V206H97V208L95 209V212L97 211V209H98V205H97V201H96V197H94ZM105 202H106V204H104L103 202H99V207H100V209L101 208H104L105 206H108L109 207V209L107 210L108 211V217L110 216V214H112L113 212H110V205H111V199H108V198H106L105 199ZM115 202V201H114ZM113 202V203H114ZM152 202V201H151ZM154 202V201H153ZM152 202V203H153ZM160 202V201H159ZM112 203V204H113ZM116 203V202H115ZM163 203V202H162ZM161 205V204H160ZM168 206V205H167ZM54 207H57V206H54ZM77 207H79V205L77 206ZM76 207V208H77ZM154 208V207H153ZM157 208V207H156ZM160 208V207H159ZM59 209V208H58ZM158 209V208H157ZM77 210V209H76ZM82 210V209H81ZM85 210V209H84ZM91 210V209H90ZM158 211V210H157ZM53 212V211H52ZM50 214H51V212H50ZM53 214H57V210L55 209L54 210V213ZM58 216H60V215H58ZM89 216V215H88ZM145 215L142 213L139 217L138 216H136V218H137V220H138V228L139 229H143V227H144V224L145 223H154V219H153V217L150 219H148V218H143ZM44 218V217H43ZM24 219V217H22V220ZM56 219V218H55ZM92 219V218H91ZM94 219V218H93ZM92 219V220H93ZM120 219V218H119ZM156 219V218H155ZM86 220V219H85ZM136 220V221H137ZM94 222H95V220H94ZM93 222V223H94ZM120 222V221H119ZM98 223H101L100 221H98ZM121 223V222H120ZM192 224V223H191ZM36 225H39L38 223H36L35 222V224L34 223H32V221L31 222H27V223H25V225H22V226H24V228H23V230L19 233V238L20 239H26V241L28 242V245L29 244H35L36 242H33V243H30V241H29V237L27 236V233L29 232V227L30 226H36ZM233 225H234V223H233ZM242 225H244V224H242ZM255 225V224H254ZM40 226V225H39ZM82 226V225H81ZM121 226V225H120ZM124 226V225H123ZM126 226V225H125ZM245 226V225H244ZM41 227V226H40ZM219 227H220V229L221 230H224V231H226V233H227V237H223V238H221V234H219V230H217V231H215V232H213L212 234H206L205 232H202V234H206V235H208V237L207 238H204V240H203V238L202 237H197V238H188L189 237V235H186V237L184 236L183 238H184V242H181V240H179L178 238H181L183 235H182V233L183 232H178V238H176L175 239V241H174V243H173V245L172 246H170V248H171V250H172V248H174L175 246L177 247V244H179V247L181 246L182 247V249L183 250H186V252H187V250L189 251V250H191L192 248H194V247H196L197 245H199V254H203L204 256V258L205 257H211V258H215V259H218V257H216V256H219V258H220V260H223V259H226V258H228L227 256L229 255H227V252L228 251H232V245L234 244V237H230V230H229V227L228 226H226V225H222V224H220L219 225ZM151 228V227H150ZM256 228H257V226H256ZM144 229H145V227H144ZM235 229V228H234ZM242 229H243V227H242ZM245 229V228H244ZM220 230V231H221ZM238 230V229H237ZM246 230V229H245ZM253 230V229H252ZM61 231H63V230H61ZM67 231V230H66ZM65 231V232H66ZM235 231V230H234ZM239 231H241V230H239ZM247 231V230H246ZM250 232H251V229L249 230ZM248 231V232H249ZM257 231V230H256ZM206 232H207V230H206ZM236 232V231H235ZM248 232H247V234H248ZM138 233V232H137ZM143 233H145V232H143ZM199 233H200V236L202 235L201 234V231L199 230ZM242 233V232H241ZM94 234V233H93ZM233 234H235V233H233ZM252 235V234H251ZM67 236H69V235H67ZM54 238V237H53ZM67 238V237H66ZM256 238V237H255ZM62 239V238H61ZM60 239V240H61ZM222 239V240H221ZM242 239H243V236H242ZM69 240V239H68ZM237 240H239V239H237ZM257 240V239H256ZM52 241H54V240H52ZM70 241V240H69ZM244 241V240H243ZM61 242V241H60ZM61 243H63V242H61ZM65 243V242H64ZM63 243V244H64ZM250 243V242H249ZM22 244H24L23 243V241H21L20 243H18V244H16L14 247H13V249L15 250V251H17L16 253H8V255H7V258H6V260L7 261H5V263L7 262V263H9L10 264V262L11 261H13V258H15L16 256L15 255H18L19 254V252L20 251H22V248H23V246H22ZM255 244H257V243H255ZM59 245V244H58ZM186 245H188V246H186ZM239 245V244H238ZM66 246V245H65ZM184 246H185V248H187V249H184ZM259 246V245H258ZM68 249H70V247H68V246H66ZM165 247H167L166 245H165ZM175 247V248H176ZM255 247V246H254ZM21 248V249H20ZM168 248V247H167ZM239 248V247H238ZM246 248V247H245ZM35 249V248H34ZM179 249V248H178ZM168 250V249H167ZM228 250V251H227ZM245 250V249H244ZM254 249H252V251H253ZM257 250V249H256ZM256 250H254L255 251V254L257 253L256 252ZM13 251V250H12ZM70 251H72V249H70ZM173 251H175L174 252V254L175 255H177V252L179 251H176L175 249H173ZM227 251V252H226ZM254 251H253V254H254ZM123 252V251H122ZM121 252V254H118V256L116 257V261H118V260H120V261H122V264H129L130 262H126V259L123 257V255H124V253L126 252V251H124L123 253ZM181 252V251H180ZM180 252H178V254L180 253ZM183 252V251H182ZM192 252V251H191ZM238 252V251H237ZM244 252V251H243ZM245 252H246V250H245ZM60 253V252H59ZM58 252H55L54 251V253L52 254V256H53V258H54V256H56L57 257V259L60 261V263L61 264H68L67 262H66V260L64 259H62L61 257H59L60 256V254H59ZM72 253H73V255H75V256H78V252H73L72 251ZM128 253V252H127ZM214 253L216 254V255H214ZM233 253V252H232ZM247 253V252H246ZM38 254V253H37ZM182 255L184 254V253H181ZM243 254V253H242ZM254 254V255H255ZM181 255V256H182ZM187 255V254H186ZM240 255V254H239ZM180 256V257H181ZM200 256H202V255H200ZM253 256V255H252ZM40 257V256H39ZM47 257H49V256H47ZM235 257V256H234ZM109 258V257H108ZM117 258H119L118 260H117ZM199 258H201L202 259V257H199ZM223 258V259H222ZM38 259V258H37ZM113 259H114V257H113ZM138 259V258H137ZM115 260V259H114ZM198 260H200V259H198ZM212 260V259H211ZM210 260V261H211ZM14 261H15V259H14ZM116 261H113L112 263L113 264H115V262ZM143 261V260H142ZM209 261V262H210ZM51 262H52V260H49V262H48V264H51ZM168 262H170V261H168ZM172 262V261H171ZM200 262H202V261H200ZM207 262V261H206ZM212 262H214V261H212ZM12 263V262H11ZM153 263V262H152ZM174 263V262H173ZM55 264V263H54ZM147 264V263H146ZM172 264V263H171Z\"/></svg>", "mask_w": 264, "mask_h": 264}, {"label": "snow or ice", "instance_id": "obj_3", "mask_svg": "<svg viewBox=\"0 0 264 264\" xmlns=\"http://www.w3.org/2000/svg\"><path fill=\"white\" fill-rule=\"evenodd\" d=\"M168 0H98L93 2L91 10L85 11L80 0H71V10L73 15L80 21L81 26L86 30L102 28L104 26H110L116 30L117 35L110 44V47L116 49L117 45L121 42H127L130 37L126 33L131 27L137 26L143 23L153 15L160 12ZM4 5H0L3 8ZM27 7L31 8L34 15L27 17L29 20L35 19L37 22H43L44 25L51 27L49 20L45 19L41 14L37 12V5L35 3L27 4ZM255 5L248 8L249 19ZM211 10L217 11V8L212 4H208L205 11ZM8 15H12L14 12H20L19 8L8 7L6 9ZM229 19H220L219 23L212 29L210 36L205 42V48L211 50V45L216 39L218 31L222 26L230 24ZM243 26V25H241ZM162 35V33H161ZM153 38L146 47L151 48L152 44L155 43ZM167 41H165V44ZM205 48L198 50L204 53V57L199 61L197 65V77L196 81L199 80V70L202 68L208 52ZM162 50V49H161ZM119 50L117 49V56ZM157 56L156 52H152L146 59H151ZM127 62L117 58L112 62V67L115 70L123 71V66ZM159 67V65H157ZM55 71H59L57 68ZM162 75H167L162 73ZM111 78V74H109ZM24 79L27 83L40 85L44 87H58V83L55 77L50 74V70L45 69L40 72H28L25 74ZM127 77H125L126 83L124 88L126 91H130L127 83ZM170 83V81H169ZM196 84H193V97L195 95ZM177 93H173L175 96ZM147 102L150 107L145 110L149 112V116L153 119V127H158V123H171V128H165L164 134L168 135L170 131H175L179 128V124L175 121H160L155 120L156 110L163 109L167 103V99L159 100L158 104H153V101L157 99L152 91L151 82L149 83L148 91L146 92ZM192 103L190 99L188 104L185 105V112L188 110ZM141 107H145V102L141 101ZM57 111L59 109H56ZM46 115H52V110H49ZM45 118V114L41 115V119ZM87 129L91 133L95 129H101L102 125L98 121H93L87 124ZM131 131H135L134 128L129 126ZM27 133L21 135L15 142V149H21V141L24 140ZM118 134L112 130H108L106 134L93 138L89 137L87 144L89 147L86 149V154L78 158V162L70 170L60 175L52 184L48 185L45 189V195L34 198L32 207L37 208L39 211H43L46 208H52L59 206L61 209H67L69 207V200L73 193L82 186L94 189L97 194L101 197H105L111 200L120 199L125 206L124 214L122 219L127 217L132 219L135 217L137 208L142 204L143 198V183L140 180V173L144 172V158L141 157V163L139 167H132L127 162V156L131 154V150L127 145H124L120 151L123 155H118L117 149L110 146L109 142L113 141ZM137 144L142 142L139 140L135 141ZM234 143V141H233ZM151 144L154 148H162L163 146L158 144L156 140H152ZM0 154H3V148H0ZM0 160V163H3ZM146 174V173H145ZM230 176H236L241 178V182L233 185L224 184L222 186V201H212L207 204V208L214 210L215 215L218 217L220 222L225 220L243 222L246 229H249L253 224H259L261 229H264V223H260L264 220V184L254 183L252 185H246L243 182L244 171L242 169H232L229 172ZM229 177H222L227 180ZM210 195V194H209ZM196 198V190L192 188L188 197L187 203L183 205L187 214V209L192 201ZM137 202L135 205H131L130 202ZM223 201H226L223 202ZM43 204V208H41ZM227 213L225 216L224 213ZM60 217L57 216V219ZM180 216L172 212L163 218L162 223L157 228V232L163 230V228L172 221L179 220ZM152 237L150 236L149 239ZM41 239V237H37ZM255 240V237H252ZM140 245H137L139 247ZM99 257L94 258L91 264H98Z\"/></svg>", "mask_w": 264, "mask_h": 264}]
</instances>
